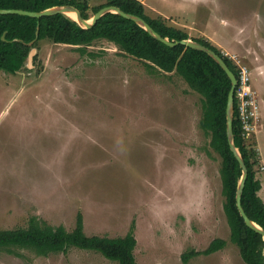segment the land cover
Here are the masks:
<instances>
[{
    "label": "rangeland",
    "instance_id": "obj_1",
    "mask_svg": "<svg viewBox=\"0 0 264 264\" xmlns=\"http://www.w3.org/2000/svg\"><path fill=\"white\" fill-rule=\"evenodd\" d=\"M142 1L151 17L251 69L260 119L249 142L264 199V0ZM88 2L93 16L106 0ZM36 48L33 65L0 69V229L36 215L72 230L81 214L88 235L132 230L138 264H248L231 239L222 157L200 127L201 95L106 39L83 50L45 38ZM217 237L224 248L183 259ZM13 250L0 249V264H120L76 246Z\"/></svg>",
    "mask_w": 264,
    "mask_h": 264
},
{
    "label": "trees",
    "instance_id": "obj_2",
    "mask_svg": "<svg viewBox=\"0 0 264 264\" xmlns=\"http://www.w3.org/2000/svg\"><path fill=\"white\" fill-rule=\"evenodd\" d=\"M71 4L85 19L91 18L88 0H0V8H21L42 11L50 7ZM107 5L119 6L126 12L144 18L157 32L171 40L192 38L204 44L227 62L238 76L237 64L205 37H191L183 28L167 23L163 17H151L142 0H106L93 8L94 14ZM78 46L85 50L100 39L117 44L122 53L145 62L151 72H177L201 95L202 118L200 127L210 135L212 146L222 157L221 175L226 196L225 211L231 227V239L240 248L248 264H264V236L250 227L237 205V188L242 167L231 149L227 134V104L232 80L220 63L204 50L185 44L171 46L153 36L135 20L116 12H108L95 25L86 28L65 13L34 17L19 13H0V69L16 73L26 64L31 50L41 39ZM235 143L248 166L249 175L242 195V205L249 217L264 228V199L260 195L262 182L256 165L260 153L244 134L238 114L237 98L233 113ZM137 239L131 230L126 235H88L80 214L77 225H52L38 216L31 217L28 226L0 229V249L14 252V248H28L42 255L66 252L70 247L98 251L120 264H138L135 255ZM227 245L225 238L217 237L203 250L193 249L183 254L188 261L192 256L211 254ZM19 253V252H17Z\"/></svg>",
    "mask_w": 264,
    "mask_h": 264
},
{
    "label": "water",
    "instance_id": "obj_3",
    "mask_svg": "<svg viewBox=\"0 0 264 264\" xmlns=\"http://www.w3.org/2000/svg\"><path fill=\"white\" fill-rule=\"evenodd\" d=\"M69 12H75L76 17L70 16ZM108 12H116V13H119V14L127 17V18L135 20L141 26L146 28L157 39H159V40H161V41H163V42H165L171 46H175L177 44H185V45H189V46H192L194 48H197V49L204 50L207 53H209L212 57H214L220 63V65L225 69V71L227 72V74L229 75V77L232 80V87L229 91L228 104H227L228 140H229L231 149L235 153V155L238 158L240 165L242 167V176H241L238 188H237V205H238L240 213L243 216L245 222L250 227L261 232L264 236V228L260 224H258L257 222L253 221L249 217V215L247 214V212L245 211V209L242 205V195H243V191H244L246 181H247V178L249 175V169H248V166H247V164L243 158V155H242L240 149L237 147V145L235 143V136H234L233 113H234V104H235V90H236V86L238 84V78H237V75L233 72V70L229 67L227 62L224 60V58L220 54H218L212 48H210L204 44H201L200 42L195 41L192 38H186V39H182V40H171L168 37H164L159 32H157L144 18H142L138 15H135L133 13L126 12L123 9H121L119 6H115V5H107V6L102 7L99 11H97L95 14H93V16H91V18H89V19H85L82 16L81 11L76 6L71 5V4L54 6V7H50L48 9L42 10V11H33V10H27V9H21V8H0V13H19V14L30 15V16H34V17H42L45 15H52V14H56V13H65L86 28H90L93 25H95L97 23V21ZM36 53H37V48L34 47L31 50L30 55H29V59H28L29 65H33V60H34Z\"/></svg>",
    "mask_w": 264,
    "mask_h": 264
},
{
    "label": "built area",
    "instance_id": "obj_4",
    "mask_svg": "<svg viewBox=\"0 0 264 264\" xmlns=\"http://www.w3.org/2000/svg\"><path fill=\"white\" fill-rule=\"evenodd\" d=\"M238 84L235 90V100L238 101V114L242 121L244 134L252 136L260 119L259 99L253 86L252 71L244 63H238Z\"/></svg>",
    "mask_w": 264,
    "mask_h": 264
},
{
    "label": "bare ground",
    "instance_id": "obj_5",
    "mask_svg": "<svg viewBox=\"0 0 264 264\" xmlns=\"http://www.w3.org/2000/svg\"><path fill=\"white\" fill-rule=\"evenodd\" d=\"M70 16L76 17V13L75 12H69Z\"/></svg>",
    "mask_w": 264,
    "mask_h": 264
},
{
    "label": "crops",
    "instance_id": "obj_6",
    "mask_svg": "<svg viewBox=\"0 0 264 264\" xmlns=\"http://www.w3.org/2000/svg\"><path fill=\"white\" fill-rule=\"evenodd\" d=\"M177 23H178V22H177ZM177 25H178L179 27L183 28L179 23H178ZM178 26H177V27H178Z\"/></svg>",
    "mask_w": 264,
    "mask_h": 264
}]
</instances>
